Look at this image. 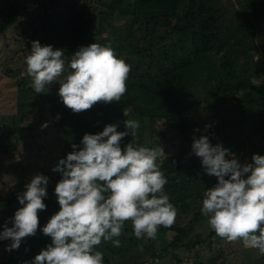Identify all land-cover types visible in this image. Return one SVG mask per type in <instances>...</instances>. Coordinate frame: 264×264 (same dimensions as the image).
I'll return each mask as SVG.
<instances>
[{
    "label": "clouds",
    "instance_id": "1",
    "mask_svg": "<svg viewBox=\"0 0 264 264\" xmlns=\"http://www.w3.org/2000/svg\"><path fill=\"white\" fill-rule=\"evenodd\" d=\"M63 56V49L31 42L25 60L37 93L58 81L59 96L74 113L98 102H119L126 94L131 69L110 46L97 42L80 46L67 65ZM125 127L118 131V125L108 124L98 133H85L82 147L72 144L73 151L53 168L62 173L55 187L60 208L42 229L52 242L30 264H103L97 247L102 241L120 247V240L113 238L121 236L126 222H131L138 239H155L161 226L173 225L176 208L157 163L165 155L163 147L149 148L131 140L122 148L123 138L136 137L140 124L127 119ZM192 151L206 172L218 178L203 192L201 211L210 227L221 239L242 241L264 254V155L254 154L252 162L241 164L230 149L222 143L213 145L207 135L194 139ZM48 183L47 176L35 174L18 194L22 207L14 214L13 226L5 224L0 232V240L12 241L8 251L37 233L38 213L47 207Z\"/></svg>",
    "mask_w": 264,
    "mask_h": 264
},
{
    "label": "trees",
    "instance_id": "2",
    "mask_svg": "<svg viewBox=\"0 0 264 264\" xmlns=\"http://www.w3.org/2000/svg\"><path fill=\"white\" fill-rule=\"evenodd\" d=\"M99 1L106 2L108 9L100 8L99 27L95 32H92L91 22L85 23L89 13L86 12L87 8L84 5L68 16L66 11L59 10L57 5L46 0H0V17L6 21L7 25L12 24L21 14L31 17L32 10L35 7L42 6L43 10L38 14L40 23L37 24L38 28L42 30V40L45 45H52L54 49H63V52L72 53L75 51L76 45L87 46L92 39V42L110 46L119 57V51H127L136 47L134 39L136 36L146 35L142 32L144 29H147L149 33L155 31L156 35L154 36L157 39H168L172 36L169 42L161 45L159 58L163 62L160 63L157 75L154 77L129 75L127 92L119 102H98L91 109L79 113H74L67 106L56 105L50 108L57 125L65 132L63 158H66L67 154L73 151L72 144L80 145L85 133H98L103 131L108 124H116L118 125V131H125V121L127 119L135 120L136 118L141 121L137 130L138 134L134 138L130 134L125 136L121 142L122 148H125L131 140L137 145L156 148L158 142L154 140L155 137L150 136L147 140L145 133L148 123L153 127L154 123L159 120H164L167 126L176 130L175 133L182 134L192 147L194 139L199 138L201 134L196 135L197 137L192 136L189 122L183 118L184 111L190 109L191 104L189 103L187 91H184L179 82V79L184 76V71L189 68L191 63H205L208 64L210 70H213L214 67L219 66L217 61L221 62L220 71H223L226 76L225 80L222 81L224 86L221 92L218 93L219 96H225L226 90L237 88L239 82L233 84L231 81L232 76L235 74L246 75L242 85H252V88H254L252 81L255 78H251L250 75L264 74V43H262L260 49L261 56L255 62L251 61L252 66L247 63L248 67L239 68L238 60L242 54L236 53L237 48L234 44L223 50L220 60H213L211 50L215 47L218 48L217 51L225 49L226 46L224 45H228L234 36L231 35L226 38L227 41L225 42L227 44L222 43L221 13L218 8L216 11H211L207 7L204 8L203 4L200 3L201 0ZM239 2L250 9L264 5V0H239ZM107 13L112 17L110 31L105 28ZM172 18L177 19V23L172 29L167 30L164 34L161 32L162 28L156 29L160 25L159 20ZM122 19L124 22L121 23L120 20ZM35 21L36 19L26 22L33 26ZM141 23L140 27H135L136 24ZM251 26L255 28L256 24L249 18L240 23L238 29L242 30ZM157 32H161V35ZM98 35L105 36L99 39L97 38ZM151 37L145 36L143 40ZM149 44L153 45L151 42ZM254 48L257 49L259 46L254 44ZM167 59H171L170 65L165 63ZM24 77L22 79L24 81L19 82L18 111L27 113L28 107L33 103L26 101V96L28 93L31 95L30 93L34 89L27 77ZM25 79H27V82ZM257 87L254 95L249 99V101L255 103L253 105L260 107V116L253 126L251 140L254 141L255 153L264 155V82L258 84ZM157 116L160 117L158 121ZM213 131L215 132L207 135L211 143H214V139H219L222 136V133H219L220 130L213 129ZM80 146L82 147V145ZM228 156L231 159V155ZM157 163L167 178L165 192L176 208V215L190 212V201L199 194L198 186L207 189L215 186L218 182V178L215 175H209L206 170L201 181L199 180L197 183L194 182L193 177L188 176L194 165H202L200 157H198L197 162L187 164L183 157L170 155L158 158ZM60 179H62V173L57 172L54 182L47 185L48 195L44 198L47 207L38 213L40 227L37 233L23 239L18 249L11 251L6 249L1 258L2 264H30L41 250L51 244V237L46 236L42 229L50 217L59 211L60 206L55 194V187ZM24 191L20 193L15 190L10 195H0V224L3 227L5 224L8 227L13 226L14 214L18 208L22 207L19 203L18 194H22ZM199 211L201 212V209ZM197 213L198 211L192 216L189 226L188 221L183 222L184 218L175 217L172 226L163 227V229H168L167 231L176 233L171 241L165 244L167 246L165 249L177 248L190 235L192 228L196 226L197 229V224L204 225L205 216L203 214L197 215ZM211 231L213 229L209 230L205 236L204 233L199 231L197 235L199 242L196 244L208 245ZM113 239H119L121 246H114L113 241H102L96 249L103 253V264H146L150 255L155 257L167 253H157L156 250H152L150 254H147V246L141 242L142 238L135 237L130 221L125 223L121 236ZM253 264H264V256L257 258Z\"/></svg>",
    "mask_w": 264,
    "mask_h": 264
},
{
    "label": "rangeland",
    "instance_id": "3",
    "mask_svg": "<svg viewBox=\"0 0 264 264\" xmlns=\"http://www.w3.org/2000/svg\"><path fill=\"white\" fill-rule=\"evenodd\" d=\"M46 1L57 5L59 10L66 11L68 16L84 5L87 8L86 12L89 13L85 23L91 22L92 32L99 27L100 8L108 9V4L99 0ZM200 3L211 11L219 9L222 17L220 30L223 35V44H227L226 38L234 36L228 45H224L225 49L217 51L218 48L215 47L211 50L213 60H220L223 50L234 44L237 48L236 53L242 54L238 60L239 68L248 67L247 63L252 66L251 61L255 62L261 56L260 49L264 43V5L250 9L248 6L241 5L239 0H201ZM39 7L32 10L31 17L21 14L10 25H7L6 21L0 17V195L3 196L10 195L15 190L20 193L24 191V186L35 174H43L49 178V183L54 182L57 172L53 171V168L64 156L65 132L57 125L50 111L53 106H65L62 105L63 102L59 96L58 81L45 87L41 93L32 90L31 95L27 94L26 101L33 105L28 107L27 113L18 111L19 82L24 81L22 79L26 76L32 86V78L27 74L25 60L30 54L31 42L39 40L42 46L45 45L42 40V30L38 28L40 23L38 14L43 10L42 6ZM108 15H106L105 28L110 31L112 17ZM249 18L256 27H245L239 30L238 25ZM33 19H36L35 24L29 25L28 22ZM159 21L160 25L156 29L162 28L163 34L177 23L176 18ZM141 25L142 23L136 24L135 27ZM142 32L146 35L135 37L136 47L127 51L121 50L118 54L130 66V76L154 77L158 73L160 63L163 62L159 58L161 45L169 42L172 36L168 39H157L154 36L155 31L149 33L147 29H144ZM161 32L157 33L161 35ZM104 36L98 35L97 38L101 39ZM145 36L152 37L143 40ZM92 41L91 39L89 44L94 43ZM150 42L153 45H150ZM254 44L259 48H254ZM79 47L76 45L75 51ZM74 52L64 51L63 59L66 65ZM217 62L219 66L214 67L213 70H210L205 63H191L184 71V76L179 79L181 87L187 91L191 104V108L184 111L183 118L189 122L192 136L208 135L215 132L213 129L220 130L219 133H222V136L214 139L212 144L222 143L225 148L235 154L241 164L250 163L253 155L256 154L251 137L253 126L260 116V107L253 105L255 103L249 99L254 95L257 85L264 82V74L250 75L251 78H255L254 88L252 85H242L246 75L235 74L231 81L233 84L239 82L237 88L226 90L225 96H219L226 74L220 71L221 62ZM165 63L170 65L171 59H167ZM27 79H25L26 82ZM156 119L158 121L160 117L157 116ZM135 120L141 122L138 118ZM175 131L167 126L164 120H159L153 127L150 123L146 125L145 135L147 140L150 136H154V140L158 142L157 147H163L165 155L159 158L170 155L181 156L187 164L197 162L198 156L192 151L190 143L182 134H177ZM226 158L230 159L229 156ZM204 171L205 168L202 165H194L188 176L193 177L194 182L197 183L201 181ZM198 189V196L190 201V212L176 215V217L184 218V223L188 221V226L197 211V215L202 214L199 210L202 209L203 192L206 189L202 186H198ZM203 224V226L197 224V229L196 226L192 228L190 235L182 244L177 248L170 247V250L165 249L167 247L165 244L170 242L176 233L163 229V226L158 229L155 239L142 238L141 242L148 248L147 254H150L152 250H156L157 253L167 252L162 256L150 255L146 264H253L257 258L264 256L256 248L245 247L242 241L228 242L221 239L214 230L211 231L208 245L196 244L199 242L197 238L199 231L205 236L209 230H212L208 224V217H205ZM3 230L4 227L0 224V232ZM11 243L10 239L0 240V264H2V255Z\"/></svg>",
    "mask_w": 264,
    "mask_h": 264
}]
</instances>
